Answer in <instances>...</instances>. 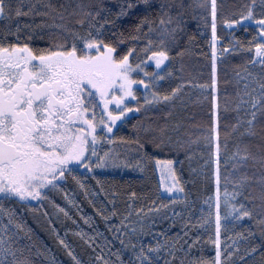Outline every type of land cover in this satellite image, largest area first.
Here are the masks:
<instances>
[{
  "label": "snow or ice",
  "instance_id": "1",
  "mask_svg": "<svg viewBox=\"0 0 264 264\" xmlns=\"http://www.w3.org/2000/svg\"><path fill=\"white\" fill-rule=\"evenodd\" d=\"M115 8L114 18L109 19L103 13L112 14L113 8L104 0H76L75 3L67 0L59 6L51 0H17L15 4L13 0H0V18L11 21L14 17L41 16L50 17L52 21L51 24L43 19L35 25L17 24L13 33L15 43L0 40V264H37L35 257L46 254L50 264H58L46 246L44 250L33 251L32 247L21 242V233L27 235L32 229L17 218L14 207L5 206L6 201L27 206L33 201L38 202L39 210L48 218L52 232L73 264H85L66 241L67 232L61 236L55 224L51 223L52 217L61 219V214L72 219L73 223L78 221L68 207L61 206L49 193H60L68 205L81 212L75 194H70L64 187L71 178L96 212L107 221L111 216L120 215L115 209V199L109 201L113 208L108 215H105L106 206L96 207L95 201L101 194L109 197L119 193L110 192L96 170L131 167L143 172L152 159L157 165L167 166V174L162 170L160 176L164 188L168 192H184L173 167L175 162L153 158L145 147L151 143L161 148L172 142V137L166 132L167 125L143 127L151 139H145L143 143L139 138L135 139L138 151L143 152V156L135 161L122 158L115 150L116 142L125 140L115 136L113 130L117 122H125L128 113L140 112L141 109L149 111L162 104L175 106L174 101L182 92L184 83L168 91L159 88L172 75L167 62L176 58L172 49L183 32L184 18L189 9L193 12L201 9L207 13L201 18L211 29L212 80L210 84L199 87L201 90L210 88L213 92L212 119L206 133L185 143L203 141L207 146L205 164L212 165L216 185L214 200L209 197L205 201H212L214 211L198 221L201 227L208 223L213 225L209 239L215 246V256L196 259L192 264H235L234 256L239 254V260L243 261L258 250L259 260L253 264H264V0H249L238 13L222 15L219 20L218 11L222 5L217 0H194L189 5L184 0H158L155 3L153 0H120ZM133 14L138 16V23L132 26L131 32L126 34L118 29L117 33L111 34L113 38L105 34V24L115 25L116 20ZM218 23L228 29L235 26L251 32V40L241 41L234 33H229L233 37L232 42L227 48L218 50L216 43L222 40L217 34ZM41 27L59 30L58 35L50 37L49 46H33L30 35L21 39L23 28L35 32ZM4 31L7 34L12 29L5 26ZM141 40L144 43L138 47ZM129 41V46L122 47ZM233 45L234 50L247 52L250 58L242 68L244 85L235 101V122L230 126L225 123L222 132L216 61L218 54L226 53ZM177 55L183 56L184 50ZM150 62L154 64V70H149ZM251 68H259V71H251ZM236 75L240 77L241 73ZM223 110L228 112L227 102ZM167 114L170 116L171 112ZM230 136L235 141V151L231 155L228 154ZM104 144L113 147L105 149ZM179 146L184 147V144ZM222 155L225 167L231 163L233 170H250L242 171L232 181L238 190L228 192L225 188L224 224L221 215ZM80 169L94 179L95 186L79 173ZM248 189L250 191L245 194ZM136 196V192L131 193L132 198ZM241 196L244 197L243 202L237 199ZM45 201L50 204L51 213L44 208ZM160 207L166 208L167 205L161 204ZM134 213L136 220L132 219ZM141 213H144L143 208H130L123 214L120 226L112 232L120 244L114 252L112 241L103 233L90 235L83 229L76 233L90 246L110 253L107 258L103 251L94 258L90 257L91 264H176L177 252L185 251L181 243L183 237L177 233L173 238L161 232L160 238L153 235V242L146 243L143 238L152 234L151 225H145L140 218ZM245 219L252 222L255 230L247 228V236L244 232L235 233L236 239L228 237L231 243H225L222 248V227L227 231L233 221ZM84 222L91 224L93 218L84 216ZM257 232L261 242L249 244L240 254L238 241H247ZM184 235H188L187 230ZM96 236L103 238L102 244H97ZM198 240L196 237L192 245ZM111 256L116 259H111ZM179 264H185V261L181 259Z\"/></svg>",
  "mask_w": 264,
  "mask_h": 264
},
{
  "label": "trees",
  "instance_id": "2",
  "mask_svg": "<svg viewBox=\"0 0 264 264\" xmlns=\"http://www.w3.org/2000/svg\"><path fill=\"white\" fill-rule=\"evenodd\" d=\"M16 2L17 0H13L14 4ZM51 2L59 6L62 3H66L67 0H51ZM75 2L76 0H73V3ZM104 2L113 8V12L112 14L105 12L103 15L109 19H113L116 11L115 6L120 0H104ZM153 2H158V0H153ZM193 2L194 0H184L186 5ZM217 2L222 5V8L218 11L219 20L222 15H230L231 13L241 11L249 0H217ZM25 10H27L26 5ZM204 15H207V13L201 9H197L195 12L191 9L188 10L184 18L183 32L180 34L177 45L172 49V55L176 58L167 62L171 68L172 75L161 83L159 90L168 91L170 88L182 82L184 83L182 92L174 101L175 106L162 104L152 107L149 111L141 109L140 112H131L127 115L125 122L120 123L113 132L115 136L123 137L125 140V142L117 141L115 150L121 154L122 158L128 157L135 161L143 156V152L138 151V146L134 142L135 139L139 138L141 143L145 139H151V136L143 131V127L149 124H152L154 127L167 125L166 132L168 136L172 137V142L166 143L161 148H156L151 143L146 144L145 147L153 158L165 161L173 160L175 162L173 167L176 170L179 183L183 186L184 192H172L171 194L163 192V185L158 174L159 165L155 163V159H152L147 163L143 172L131 167L105 168V170L96 172L104 180L105 186L110 192L119 193L118 196L109 197L101 194L95 201L96 207L106 206L104 207L105 215H108L113 208L109 201L115 199V209L120 215L111 216L107 221L96 212V209L89 203L83 192L71 178L64 187L70 194H75V199L81 205V212H76L71 205H68L60 193H49L52 199L56 200L61 206L68 207L73 218L78 221V223H73L72 219L64 218L62 214L61 219H56L55 217L51 219V223L55 224L61 236H64L65 232H67L66 241L73 246L74 251L85 261V264H91L90 257L94 258L101 251H103V255L106 258L110 256V253L99 247L94 248L90 246L85 239L76 233L80 229H83L90 235L101 232L112 241V251L114 252L120 247V244L112 236L113 229L120 226L123 214L130 210V208L144 209V213L140 214V218H142L146 226L151 225L152 233L143 238L146 243L153 242V235L160 238L159 233L161 232L173 238L176 237L177 233L183 237L181 243L185 251L177 252L176 264H179L181 259L185 261V264H192L196 259H211L215 256V246L209 239L213 234V225L208 223L204 227H201L198 223L202 216L206 217L210 211H214L212 201L205 203L209 197H212L214 200L216 194L212 165L205 164L208 158V149L203 141L200 143H185L186 141H195L197 137L204 135L212 119L213 90L210 88L201 90L199 87L201 84H210L212 80V52L209 43L211 40V29L209 24L205 23L201 18ZM42 19L47 21L48 24L52 23L50 17L41 16L14 17L11 21L0 18V40L15 43L16 38L13 33L17 24L31 23L35 25ZM72 23L74 24V21ZM135 23H138V16L135 14L121 17L116 20L115 25L105 24L104 32L109 38H113L111 34L117 33L118 29L125 31L127 34L131 32L132 26ZM5 26L10 27L12 31L5 34ZM77 28L82 31V29H79V26ZM146 31L147 29H145ZM229 33H234L235 37H238L241 41L246 42L251 40V32H246L243 28H236L235 26L233 29H228L226 25L218 23L217 34L222 37V40L216 43L218 50L221 47L227 48L229 43L232 42L233 37ZM54 34L58 35L59 30L53 27H41L36 29L35 32L23 28L20 37L23 40L30 35L33 46L46 47L51 43L50 37ZM130 43V41L126 42L122 47H127ZM143 43L144 41L141 40L137 46H142ZM234 47L235 45L232 48H228L226 53L218 54L216 61L218 87L220 90L222 132L224 131L225 123L230 126L235 122V101L237 93L243 90L244 85L241 76L237 77L236 73L240 72L242 75V68L246 65L247 59L250 58L249 53L234 50ZM181 50H184V55H177ZM149 70H153V67H150ZM189 81L190 83H188ZM225 102H227L229 107L228 112H224L223 110ZM168 112H171L170 116L167 114ZM177 142L184 144V147H180ZM103 147L107 149L113 146L104 144ZM234 151L235 141L230 136L228 140V154L231 155ZM221 169V215L222 224H224L225 188H227L228 192L237 189V186L232 181L242 171L250 170L248 168L233 170L231 163L225 167L223 155ZM254 170L252 169L251 171ZM80 174L87 177V182L95 186V181L92 177L88 176L87 173ZM247 191H250V189L246 190L245 194H247ZM132 192H136L137 196L135 198L131 197ZM237 199L242 202L244 201L243 196ZM101 201H103V206L101 205ZM170 201L173 203H169ZM161 204L167 205V207L161 208ZM5 206L14 207L18 214L17 218L26 227L32 229L27 235L21 233L23 237L21 242L23 244L32 247L33 251L36 249L44 250L46 246V250L50 251V255L55 258L58 264H73L71 258L66 254L63 246L58 243L55 234L52 232L48 218L43 215L42 210H39L40 204L38 202L33 201L30 206H27L6 201ZM33 208L38 210L32 211ZM44 208L48 209L49 213H51L52 209L47 201L44 202ZM157 208H159V211L156 210ZM149 209H152V211L149 212ZM145 213H147V216H145ZM84 216L92 217L93 222L91 224L85 223ZM132 219H138L135 213ZM153 221L154 223H152ZM185 225H187V228H185ZM249 227H253L254 229L252 222L247 219L240 222L233 221L228 226L227 231L222 227L221 247L223 248L225 243H231L228 237L236 239L235 233L244 232L245 236H247L246 229ZM69 228L72 231L68 232L67 229ZM186 230L188 231L187 236L184 235ZM196 237H199V240L193 246L192 242ZM96 242L97 244H102L103 238L96 236ZM260 242L261 237L258 232L255 236L248 237L247 241L239 240L240 254H242L243 248L249 244H259ZM259 251L254 256L245 257L243 261L239 260V254L234 256L233 260L235 264H253V261L259 260ZM35 258L37 264H50L47 254ZM111 259L115 260L116 257L111 256ZM125 259H127V256H125Z\"/></svg>",
  "mask_w": 264,
  "mask_h": 264
},
{
  "label": "rangeland",
  "instance_id": "3",
  "mask_svg": "<svg viewBox=\"0 0 264 264\" xmlns=\"http://www.w3.org/2000/svg\"><path fill=\"white\" fill-rule=\"evenodd\" d=\"M150 64H152V62H150ZM151 67H153V70H154V64H152V66ZM251 71H259V68H251L250 69ZM243 75H244V73H242V75H241V80L244 82V80L242 79V77H243ZM129 114V113H128ZM120 124V122H117V126H116V128L118 127V125ZM115 128V129H116ZM115 129L113 130V132L115 131ZM101 170H105V169H97L96 170V172H99V171H101ZM164 171L165 172V174H167V166L166 165H164V166H161V165H159L158 166V174L161 176V171ZM168 179L170 180V177H168ZM161 184L163 185V192L164 193H167V194H171L172 192H168L165 188H164V182L163 181H161Z\"/></svg>",
  "mask_w": 264,
  "mask_h": 264
},
{
  "label": "flooded vegetation",
  "instance_id": "4",
  "mask_svg": "<svg viewBox=\"0 0 264 264\" xmlns=\"http://www.w3.org/2000/svg\"><path fill=\"white\" fill-rule=\"evenodd\" d=\"M79 173H85L83 169H80L79 170Z\"/></svg>",
  "mask_w": 264,
  "mask_h": 264
}]
</instances>
